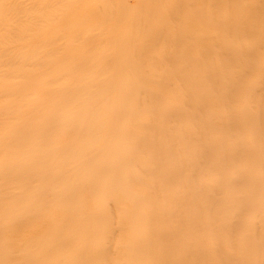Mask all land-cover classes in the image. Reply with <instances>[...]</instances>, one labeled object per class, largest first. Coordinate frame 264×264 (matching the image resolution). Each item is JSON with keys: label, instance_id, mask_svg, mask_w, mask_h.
Here are the masks:
<instances>
[{"label": "bare ground", "instance_id": "bare-ground-1", "mask_svg": "<svg viewBox=\"0 0 264 264\" xmlns=\"http://www.w3.org/2000/svg\"><path fill=\"white\" fill-rule=\"evenodd\" d=\"M38 2L40 7H45L51 2V0H32ZM207 0H61L64 8H58L60 10L68 9V12L63 13L62 22L66 24L67 31L71 33L76 27L78 30L73 36H68L63 42V48L66 51L56 52L53 56H50L48 61L42 66L36 68H43L46 66V72L52 73L50 79L42 81L43 76L36 77L35 86H38V91L31 92L27 90L25 97L15 92H7L5 89L11 88V84L5 79L0 78V95L2 92L7 94L3 99L0 100V178L1 179H23V174L28 169H33L34 166L42 164L50 154H54L61 150L60 155L69 157L71 155H79L81 158L85 157L88 153H95L86 157L88 163L95 165L96 174L94 175L96 182L90 178H87L85 183L88 184L93 190L97 189L99 194H95L88 206V217L89 219H102L104 222L108 220V217H112L114 213L108 208L115 209L120 206L118 199L125 198L126 187L125 184L134 182V180L141 182L142 184L148 183L151 188L159 189L153 182L147 181V176H166L169 178H177L180 174L179 171H183L187 166L180 164L174 169H156V158L152 155L154 150L147 149L153 146L160 138L165 137L167 134L174 140L175 134L172 136L171 131L175 130V127L171 128L168 125L170 118L174 120L178 118L180 120L184 117L196 118L195 114H213L217 110H225L231 102L233 97L229 96V92L223 87H220L217 82H213L212 89L215 94L221 95L220 104L208 105L206 102V95H200L195 100L194 105L190 109L180 110L183 104L180 99L176 101H166L165 97L169 92L180 91L182 88L181 83H184L188 78V71L183 68H175L177 61L180 56H184L187 51L195 46V44L208 43L204 50L203 56L209 55L214 49L215 45L211 42L208 37H204V32H190L186 31L187 26L190 23L199 22L205 18V11L200 9V5ZM219 6H226L228 4L233 5L242 3L244 8L241 10H235L233 15L222 22L227 29L232 31L235 36L241 37L245 29L240 24H251L253 28L259 32L258 27L264 24V0H217ZM164 2L169 4L163 7ZM147 9L142 13L143 9ZM160 10V11H159ZM189 12L192 15L191 20L185 22L184 18H178L181 13ZM39 14V13H38ZM155 16L163 19L162 25L157 27L148 26L146 30H139L138 27L147 26V22ZM87 18H94L93 22H89ZM149 18V19H148ZM177 18L178 29L170 30L168 27L169 22ZM164 24V25H163ZM264 38V32H261ZM138 40L139 43L129 46L132 39ZM50 40L57 41L58 37H52ZM87 42L88 48H84L82 51H78L80 46H77L78 42ZM142 41V43H141ZM165 41H171L177 48L175 51H168L163 53L160 51L153 52V49L161 46ZM234 45L229 51L223 49L220 51L223 56L219 61V67L224 70L229 67L232 58L240 57L241 61L249 58H254L261 52L260 46H264V41H260L259 44L253 48L243 49ZM227 51V52H226ZM60 55H57V54ZM87 53L88 57L84 58L83 54ZM264 52L262 53L261 59H263ZM79 57V61H78ZM150 57L153 59V64L157 68L164 66L170 67L164 69L161 72L162 80L149 88V98H135L134 101L127 100L130 93L139 94L138 82L139 79L130 72L128 68L133 70L141 69L140 59ZM231 59H229V58ZM246 59H245V58ZM228 58V59H227ZM257 58V57H256ZM247 59V60H248ZM260 59V57H259ZM246 60V61H247ZM112 65L107 67L109 62ZM77 66L71 70L67 67L72 64ZM195 61H191L194 64ZM257 63V62H256ZM259 64V65H258ZM258 64H250L248 66L250 71H262L264 68V62H258ZM63 66L61 70L55 71L56 66ZM85 69H91L96 72L94 77L88 80L82 79V73ZM223 70V72H224ZM226 70H229L226 69ZM264 71V69H263ZM227 72V71H226ZM230 75L232 74L231 72ZM38 74H43L42 72ZM219 71H215L216 76ZM36 75V74H34ZM78 80L81 78L82 85L91 89L92 94L90 102H83L78 97L72 99L71 92H78V96L82 95L83 92L80 88L75 87L73 90L69 88L68 84H74L76 81L71 79L68 80L67 76H72ZM80 75V77H79ZM208 78L207 74L202 75ZM23 77V75H22ZM144 82V81H141ZM27 83L22 84V88ZM58 85V86H57ZM53 86H56L53 88ZM242 86V85H241ZM248 94L240 97L241 102H247L246 108L241 112L240 116L231 114H223L222 120L217 124L224 127L226 133H237L242 141H254L260 139L264 141V78L263 80L255 81L252 85L247 87ZM216 95V96H217ZM218 97V99H220ZM253 99L254 103H252ZM219 101V100H218ZM157 103L159 106L154 109L152 117H156L154 126L157 129L156 136H150L142 133L140 130H134L133 125L140 122L141 109H144L147 105ZM252 103V105H251ZM218 105V106H217ZM34 109V110H33ZM148 110V108H147ZM35 112H37L35 114ZM176 115V116H173ZM171 118V120H172ZM176 118V119H175ZM58 126V127H57ZM57 127V128H56ZM218 127V126H217ZM244 128H248L253 131V135L244 132ZM202 130L200 125L197 126V130H188L185 132L187 137L195 135L198 137ZM194 131V132H193ZM68 132L71 137H78L76 141L70 143L64 137V134ZM117 132L120 135L126 136V141H120L116 138ZM263 132V133H261ZM197 133V134H196ZM195 135L193 137H195ZM201 135H203L201 133ZM135 136L137 138V146L135 143L130 142L129 139ZM203 137V136H201ZM200 137V138H201ZM196 138V137H195ZM176 144V143H175ZM50 145L52 150L46 151L45 147ZM142 145V153L146 154V157H151L152 160L146 165H143L139 159L135 158L127 152L128 149L134 152L135 148ZM172 143L168 146V150L171 151L173 148ZM182 145V143L180 144ZM122 148L121 156H117L119 149ZM200 156L208 157L215 153L214 146H208L203 144L200 147ZM97 152H93V151ZM247 148L246 155L253 157L251 165H239L237 170L229 171L227 174L220 176L218 179L222 181L219 186L222 188L224 185L230 183L229 178L245 179L246 181L251 179L254 181L250 191L246 192L244 197L247 201H253L252 204L245 202L244 199L241 201V206L235 208L229 200L219 201L217 198L207 196L208 191H205L204 187L200 191L192 193L190 198L186 197L188 189L177 192L174 194L173 209L176 210L177 204H183L187 207L186 214H189L194 207V201L198 197L200 198L203 193V197L208 199L200 204V209L204 210L207 208L211 217L204 220V225L212 227L210 234L221 251V243L217 230L223 229L226 231V241L230 242L232 247L235 249L240 248V244H237V240H241V243L246 247L247 252L243 257L237 256L236 253H232V257H228L223 254V260L221 264H264V237L255 234H246L242 237H235L233 234V228L228 222L227 215L220 214L217 211L216 206H224L233 212L234 215L240 216L245 210L264 207V175L258 170L252 169L256 165L259 169H264V151L261 153H252ZM230 156V161L237 163L241 159L242 155L239 152H234ZM117 157L121 158L124 162H134L136 165H142L144 174L141 176L125 175V177H115V160ZM159 159V153L157 152ZM58 157H52L49 161ZM83 159L80 160L82 162ZM74 162V161H73ZM79 162V163H80ZM78 163V164H79ZM75 164V163H73ZM230 164L226 161L221 160V168H225ZM56 171L59 170V166L55 165ZM73 171L77 172L76 166L73 167ZM195 171L200 172L197 168ZM34 174L40 175V172L33 169ZM52 180L56 179L57 176L53 175ZM237 178V179H239ZM236 179V181H237ZM235 180V179H234ZM244 180V181H245ZM9 181V180H7ZM241 180H238V182ZM73 182V181H72ZM69 181L70 185H73ZM170 182V181H169ZM31 184L19 185L17 182L12 184L0 185V194L3 190L8 191V195L14 198H20L19 205H9L0 212V250L3 251L8 245L16 247L18 244L15 242L17 232L21 227H28V233L25 237L45 234L44 237L39 238L38 244L42 243V248L37 254H29L26 257H18V262L35 263L39 261V258L47 253H51L56 250V245L63 243L67 240L72 239L75 244L80 248L84 249L82 258L92 259L95 256H101L108 259L107 263L102 260H98V263L90 262V264H142L138 262V258L135 253L136 250L143 251L145 249H154L151 245L152 240L159 243L161 242L163 247L166 249L170 248L173 244L184 242L181 230L191 228L192 231L196 228L197 224L189 226L187 223L179 221L180 217L183 216L178 212L173 215L175 225L172 227L166 226L159 228V220L164 218L165 212H157L153 216L154 223L151 228L144 229L143 221H147L150 214L139 219L129 215L130 210H133V206L123 207V216H117V218H124L126 221H130V225L123 226V235L119 233L117 241H112L110 246L105 243L108 239L113 240L111 234L106 233L103 239V232L105 231V224L99 222H90L87 225L82 220H79L77 213L81 209H75L70 206H56L51 205L47 209H42L36 201V194L33 192L26 193L28 187ZM223 185V186H222ZM122 186L123 191H118L117 188ZM38 192L41 187H37ZM215 190L216 192H220ZM49 192L54 196H69L70 191L68 188H59L57 186L50 187ZM117 192V193H116ZM127 192H130L128 190ZM214 192V191H212ZM211 194L213 195V193ZM196 193V194H194ZM196 196H194V195ZM198 194V195H197ZM215 194V193H214ZM231 196H234L233 194ZM83 198H88L83 195ZM211 197V198H210ZM139 198V197H138ZM241 199V198H240ZM243 199V198H242ZM259 199L260 201H255ZM2 200V199H1ZM0 200V202H1ZM170 201L159 206L166 211L170 210ZM189 205H191L189 207ZM158 206H155V209ZM127 210V211H126ZM142 210L149 212V207L143 206ZM10 212H13L10 217ZM264 219V212L262 214ZM5 217H10L6 221ZM37 218L46 220V224L41 227L33 224L37 221ZM115 218V217H114ZM238 222V221H235ZM251 222V221H249ZM115 224V221L111 224ZM240 224V223H239ZM79 225V227H78ZM87 230L86 239L82 238V233L79 231L81 227ZM235 226V225H234ZM238 226V225H236ZM12 230L13 233L4 235V229ZM148 230V231H145ZM259 231H264L262 225L258 228ZM200 234L204 233L203 230H198ZM140 232L146 233L150 237L149 241H143L140 243L136 237ZM207 232V231H206ZM209 232V231H208ZM81 233V236H79ZM101 234V239L91 238L94 235ZM195 234H198L195 232ZM5 237H7L5 239ZM170 239V240H169ZM131 240V241H130ZM127 241V242H126ZM170 241V244L169 242ZM145 242V243H144ZM191 246H196V243H188ZM135 250H134V246ZM150 245V246H149ZM74 246V245H73ZM260 252L258 253V250ZM68 251V250H65ZM70 252H77L71 249ZM63 251L58 249L55 254L49 259L48 264H73L71 262H59L60 256ZM115 254V256H112ZM120 253V255H119ZM217 250L213 253L207 250L208 255H215ZM80 255V252H78ZM112 256V257H110ZM3 259V261H1ZM11 260L9 257L0 256V264H6L5 261ZM36 259V260H35ZM179 261H183L182 257H178ZM157 259L154 263H158Z\"/></svg>", "mask_w": 264, "mask_h": 264}, {"label": "rangeland", "instance_id": "rangeland-1", "mask_svg": "<svg viewBox=\"0 0 264 264\" xmlns=\"http://www.w3.org/2000/svg\"><path fill=\"white\" fill-rule=\"evenodd\" d=\"M218 3L219 2L217 0H207L203 2L199 8L205 11V18L199 22L190 23L186 29L188 33H199L203 31L204 37H208V39L214 43L215 49L209 55L203 56V50L208 43L195 44L193 48V45L190 47V50L187 51L184 56L179 57L175 68L186 69L189 75L187 80L184 83H181L182 88L180 91L169 92L166 95L165 100L173 102L177 99H180L183 103L180 107V110L183 111L184 109H190L192 105H194L196 101L195 99L198 96L206 95L207 104L215 106V104L218 102V104H220L221 97L219 96L221 95L218 96L217 93L215 94L216 91L214 92L211 86L213 82H217L220 87H223L226 92H229V96L233 97V101L225 110H217L213 114L207 115L199 113L195 114L197 116L196 118L184 117L180 120H178V118H175L176 120H174L171 117L172 120L170 118L168 125L171 128L175 127V130L171 131L172 136L175 134V137H173L174 140H171L172 137L170 138V136L167 134L165 137L160 138L158 140L159 142L153 146H150L147 151L154 150L152 155H155L157 165L155 171L158 169H165L167 167L174 169L180 164L187 166V168L183 171H179V173L182 175L177 178H169L163 175L147 176V181L153 182L157 187H159V189L151 188L147 182L146 184H142L141 182L134 180V182L126 183L125 186L127 187L126 190H124L126 193L125 198L118 199L120 206L134 207L133 210H130L129 215L137 219H139L140 216L144 217V215L147 216L150 214L149 219L147 221H143L144 229L146 228L149 230L151 228L152 223H154L153 216L159 211L166 213L164 218L159 220L158 224L160 229L166 226L172 227L175 225V221L173 220V215L175 212L183 215L180 217L179 221L187 223L189 226L196 223L197 226L194 231H192L191 228L187 230L182 229L181 232L183 233L182 236L184 238V242L173 244L168 249L163 247L161 242L157 243L152 240L153 243H151V245L154 247V249H151L150 247L149 249H145L143 251L136 250L135 255L138 258V262H142V264H155L154 262L157 259L159 262L156 264H221V261L223 260L221 251L228 257H232V253H236L239 257H243L246 253H248L246 250L247 248L242 245L241 240H237V244H240V248L235 250L230 242H225V233L227 230L224 232L222 228L216 231L219 237L217 241L221 243L220 249H222L221 251L218 250L213 236L210 234L212 227L204 225L203 222L204 220H207L211 217V214L208 212L207 208L204 210L200 209V204L208 199L207 197H203V195H205L204 193L203 195L201 194L200 198L197 197L195 199L194 207L189 214H186L187 207L183 204H177L176 210H174L173 201L171 200L174 198V194L177 192L188 189L186 197L190 198L193 192L200 191L201 193L203 189H200V187H204L205 191H208V195L206 194L207 196L211 195L213 199L217 198L219 201H230V199L233 198L230 203L234 205L235 208L241 206V201L244 202L243 200L245 199L244 197L246 196V192L250 191L249 189H251L253 186L254 181L251 179L247 181L243 179L242 181V179L239 178L240 176L237 177L239 179H237L235 176V180L233 178H229L231 182L224 186L222 185L223 187L220 188L219 186L222 184V181L218 178L227 174L231 170H237L240 164L243 166L252 164L253 157L246 155L248 146L249 148L253 149L248 150L252 153H261L264 151V141L260 139L254 141H242L237 133L228 134L225 132L224 127L222 128V126L220 127V125H217L222 120L224 113L227 115L234 114L240 116L241 112L244 111L247 105V102L244 103L240 101L241 95L246 96L248 94L247 87L252 85L255 81H260L264 78V68H261L262 71L260 72H258V70L250 71L248 68L250 64L256 65L260 61L264 62V55L263 59H261L262 53L264 52V46L259 47L261 52L259 53L260 55L256 56L257 58L254 57L253 59H248L247 56L246 58L248 60L244 57L247 61H241L240 57L232 58V60L228 57L231 60L228 67L229 70H226L228 68L224 70L223 68L219 67V61L223 57L220 51L223 49H227V51H229V47L231 48L234 45H239L238 47L242 50L243 54V49L253 48L259 44L260 41H264V38L261 35V32H264V24H261L258 27L259 32H257L256 28L254 29L251 24L238 23L239 26L245 29V32H243L241 37H237L232 31L221 24L224 20L229 19L235 10L243 9L244 5L242 3H237L233 5L228 4L226 6H219ZM167 4H169V2H164L163 7ZM64 7L65 6L61 4V0H51V2L45 7H40L38 2H33L32 0H0V78L5 79L11 84V88L5 89V91H15L21 96V98H23L27 96L25 92L27 90H31L32 93L38 91V86H35V84L37 85L38 82H36V77L43 76L42 81L55 80L50 79L52 73L46 72V66L43 68L36 67L42 66V64L46 63L50 56H53L56 52L66 51L67 49L62 47L64 40L68 36H73L78 30H80L79 27H76L71 33L67 31L68 27L62 22V15L63 13L68 12V9H58ZM146 10V8L143 9L142 13ZM180 17L184 18L185 22L192 19V15L189 12L179 14L178 18ZM87 20L89 22H93L95 19L87 18ZM162 22L163 19L161 17H151V19L147 22V26L138 27V29L146 30L148 26L157 27L162 25ZM168 27L170 30L176 31L178 27L181 26H178V20L177 18H174L169 22ZM52 37H58L59 40H50ZM137 43H139V41L134 40L133 38L128 48ZM77 46H80L78 51H82L84 48H88L89 44L87 42L81 41L77 43ZM176 49L177 48L173 42L165 41L161 46L153 49V52L155 53L156 51H160L167 53L168 51L173 52ZM57 55L60 54L58 53ZM83 57L87 58L88 54L84 53ZM191 61H195V63L191 64ZM140 63L142 66L138 71L128 68V70L134 73V75L139 79V94H135L134 92L130 93V95L127 97V100H130V102L134 101L135 98L148 99L149 88L156 86V84L163 78L161 72L164 69L171 70L170 67L166 66L162 68L155 67L153 64V59L150 57L140 59ZM77 64L78 62L67 68L71 70L75 68ZM111 65L112 62L110 61L107 67ZM62 67V65L56 66L54 68V72L61 70ZM215 71H219V74L213 76L212 73L215 74ZM40 72L43 74H38ZM228 72H231L232 74L230 75ZM204 73L207 74L208 78L202 76ZM81 75L82 79L88 80L89 78L94 77L96 72H93L91 69H85ZM66 78H68V80L71 79L76 81L74 84H68L71 90L77 87L83 92V94L80 96H78V92H71L70 97L72 99L78 97L83 102H90L92 91L90 88L82 85L81 82L83 81L81 78L76 80L74 79L73 75L71 77L67 76ZM24 83H27V85L22 88V84ZM54 87L56 86H53V88ZM6 94V92H2L0 95V100L3 99ZM218 97L220 99H218ZM251 101L254 103L253 99H251ZM158 106L159 105L157 103H153L147 105L144 109H141L140 117L142 120L133 125L134 130H140L146 135L156 136L157 129L154 126V123L157 119L156 117H152V115L155 113L154 109H157ZM36 113L37 112H35V114ZM198 125H200V128L202 127V130L199 134H197L198 131L195 132H197L196 134L198 136L203 137L197 138L194 131L193 132L196 138L193 137L194 135L190 138L185 135V132L188 130H197ZM243 130L244 132L253 135L252 130L248 128H244ZM201 133L203 135H201ZM119 136L120 141H126V136L122 134L120 135V132H117L116 138H119ZM64 137H66V140L70 143L76 141L78 138L69 136L68 132L64 134ZM129 141L133 142L131 145L135 143V146H137L138 144V140L135 136L131 137ZM170 143L175 145H172L173 149L171 151L168 150ZM181 143L182 145H180ZM203 144H207L208 146L215 145V148H217L215 153L208 157H205L204 155L200 156V147ZM121 149L122 148L119 149L117 156H121ZM234 149L236 150L234 152H239L242 155L241 159L238 160L237 163L230 161V156L232 154V150ZM45 150L50 151L52 150V147L48 145L45 147ZM142 150V145H139L135 148L134 152L131 150V148L128 149L127 152L135 155V158L139 159V161H142L141 163L143 165H146L152 160V156L149 158L146 157V154L142 153ZM61 152L62 151L59 150L54 154L46 156L47 159L42 164H39L37 167L34 166L33 169H36L40 172L39 176L34 174L33 169L26 168L23 174V179L17 180L0 178V185H6V183L12 184V181L19 183V185H24L27 183L31 184L26 190V193H35V201L41 205L42 209H47L51 205L70 206L75 209H81L77 213V217L79 220H82L83 223L87 221L88 225L90 222H99L106 225L105 231L103 232V239L106 233L111 234L113 236V240L108 239L105 243L107 246H110L112 241H117L119 238V233L123 235V226L130 225V221H126L124 218H117V216L124 215V210H122L120 206H117L115 209H113L111 208V205H109L108 208L114 214L112 217H108V220L102 222V219L100 218L93 220L87 218V209L90 202L92 201V199L89 200V197L99 194L97 193L99 192L97 189L93 190L88 184L85 183L87 178H90L96 182V179L94 178V175L96 174L95 165L93 166L92 163H88L86 161V157L95 153H88L85 157L81 158L78 154L65 157L64 155H60ZM93 152L97 151L95 150ZM157 152L159 153V159L157 157ZM52 157L58 158L49 161V159ZM81 159H83L82 162H80ZM221 160L228 162L230 165L225 168H221ZM55 165L59 166L58 171L54 169L56 168ZM74 166H76V169H78L77 172L73 171ZM142 167L143 166L141 164L136 165L134 162H124L121 161V158L117 157L115 160V177H125V175H130V177L141 176L144 174ZM197 168L201 170L200 172L198 171V173L195 171ZM252 169H256L258 172L264 175V169H259L256 165H254ZM53 175L57 176V178L54 180L51 178ZM238 180L241 181L238 182ZM69 181H73V185H70ZM54 186L59 188H68L70 191L69 196L56 197L52 195L49 192V188ZM37 187H41L39 192ZM219 188L221 191L216 192L217 190L219 191ZM262 188L264 189V185ZM123 189L125 188L119 186L117 188V192L123 191ZM128 190H130V192H127ZM232 194L234 196H231ZM83 195L87 196L88 198H83ZM241 195L244 197H240ZM9 196L15 195H8L7 190H3V192L0 194V200L2 199L0 202V212L6 211L4 210L5 207L8 208L11 204L20 206L18 200L20 198ZM167 201H170L171 203L169 211L159 208V206L165 204ZM255 201L260 200L256 199ZM245 202L252 204L253 201L246 200ZM156 205L158 206V209H155ZM143 206L149 207V210L151 211L145 212L142 210ZM190 206L191 205H189V207ZM214 207L217 208V211L220 214L227 215L230 225L234 222L232 227H234L233 234L236 238L238 236L242 237L246 234H255L264 237V231L258 230L261 225L264 227V219L262 216L264 207H253L252 209L245 210L242 214H240V216L234 215L235 210H233V213L224 206L218 207L214 205ZM12 214L13 212H10L9 216L11 217ZM10 217H5L6 221H8ZM114 221L115 224H111ZM46 222V220L37 218V221L33 224L43 227ZM87 225L79 229V231L82 233V236L81 233L79 236L84 238V240L88 234L87 230L85 229ZM27 229V226L23 228L21 227L19 232H17V237L14 239L18 244L16 247L8 245V247H5L3 251L0 250L1 257L5 256L11 259H5L7 262L6 264H30V262L28 263L27 261L20 263L16 259L18 257H26L29 254H37L41 250L42 243L38 244V240L39 238L44 237L45 234L47 235V233H43L40 236L34 235L25 237L23 235L29 232ZM198 230H203L205 232L200 234ZM195 232L198 234H195ZM11 233H13L12 230L5 228L3 236H8V234ZM136 237L139 241L141 240L140 243H143V241L150 242V237L146 233L140 232ZM6 238L7 237H5V239ZM91 238L100 240L101 234L94 235ZM168 242L170 244V241ZM188 243H196V246H191ZM135 247L136 245L134 246V250ZM58 249L63 251L62 255L59 257V262L90 264V262L98 263V260H102L105 263L108 261V259L101 256H95L92 259L82 258L83 255L81 253L84 252V249H79L75 242L70 239L56 245L55 251L43 255L39 258V261L31 264H48L49 259ZM71 249H74L77 252H70ZM215 249L217 250L215 255L211 256L207 254V250L213 253ZM78 252H80V255H78ZM259 252L260 249L258 250V253ZM112 256H115V254H112ZM178 257H182L183 261H179ZM1 261H3V259Z\"/></svg>", "mask_w": 264, "mask_h": 264}]
</instances>
